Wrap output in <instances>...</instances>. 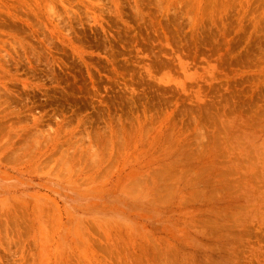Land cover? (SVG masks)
<instances>
[{
	"label": "rangeland",
	"instance_id": "1",
	"mask_svg": "<svg viewBox=\"0 0 264 264\" xmlns=\"http://www.w3.org/2000/svg\"><path fill=\"white\" fill-rule=\"evenodd\" d=\"M0 264H264V0H0Z\"/></svg>",
	"mask_w": 264,
	"mask_h": 264
}]
</instances>
